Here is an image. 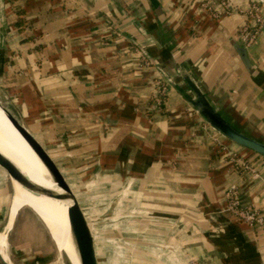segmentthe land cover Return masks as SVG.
<instances>
[{"label":"crops","instance_id":"0c3cea01","mask_svg":"<svg viewBox=\"0 0 264 264\" xmlns=\"http://www.w3.org/2000/svg\"><path fill=\"white\" fill-rule=\"evenodd\" d=\"M158 1L160 10L150 0H0V102L83 210L92 193L123 208L133 264H264V227L227 209L234 186L264 217V157L212 129L173 84L183 88L186 67L228 120L264 142V29L248 46L239 38L252 0H226L229 14L216 0Z\"/></svg>","mask_w":264,"mask_h":264},{"label":"water","instance_id":"95a60500","mask_svg":"<svg viewBox=\"0 0 264 264\" xmlns=\"http://www.w3.org/2000/svg\"><path fill=\"white\" fill-rule=\"evenodd\" d=\"M261 1L264 5V1ZM150 2L157 10L161 9L158 0H150ZM233 45L246 69L252 72L253 65L248 59L246 47L239 45L237 42H233ZM177 73L181 78L183 88L176 85V83H173L172 80H170V82H172L179 89L187 102L212 129L230 141L248 148L264 157L263 141L248 135L230 120H228L213 104L200 83L186 67L180 65L177 69ZM0 111L3 113L9 124L16 130L18 135L28 145L31 151H33L35 156H37V158L44 165L50 178L60 190L58 197L67 202L68 207L66 210V215L69 232L71 240L75 245L77 254L79 255L80 264H99L91 226L89 225L88 219L80 205L77 195L67 182L62 171L57 166L50 154L46 151V149L30 132L24 122L19 117L14 115L9 109H7L1 102ZM0 170L5 172V175L9 178L10 183L11 181H14L34 194L43 195V190L41 188L39 189V187L31 179H29V177H27L23 171L13 162V160H11L2 151H0ZM10 213L11 211L9 212L7 221L11 215ZM39 216L43 220L48 232L50 233L48 223L42 215ZM0 262L1 264H9L1 254ZM63 264L69 263L63 262Z\"/></svg>","mask_w":264,"mask_h":264},{"label":"rangeland","instance_id":"374dc122","mask_svg":"<svg viewBox=\"0 0 264 264\" xmlns=\"http://www.w3.org/2000/svg\"><path fill=\"white\" fill-rule=\"evenodd\" d=\"M254 2L259 7L264 6L261 0H254ZM1 171L0 184L5 185V188H0V192L6 193L7 196L2 198L6 202L0 231L8 222L9 204L13 192L12 183L7 176H4L5 172ZM87 187L90 186L87 185ZM74 193L78 192L74 191ZM108 200L106 196L101 197L100 193H92L88 205L83 206L94 236L99 264H133L136 261V255L133 253L134 250H137L138 242L137 240H130V244L124 242L127 241L124 237H127L128 228V225L123 223L126 212L120 206L114 207V204L107 207ZM111 212H114L115 220L112 219ZM130 213L137 216L136 209H132ZM38 217L41 219L35 209L29 206L21 208L16 215L13 226L8 233V255L11 264H62L47 227L43 220Z\"/></svg>","mask_w":264,"mask_h":264},{"label":"bare ground","instance_id":"6f19581e","mask_svg":"<svg viewBox=\"0 0 264 264\" xmlns=\"http://www.w3.org/2000/svg\"><path fill=\"white\" fill-rule=\"evenodd\" d=\"M264 1V0H263ZM0 151L7 155L38 187L43 195L34 194L18 183L11 181L13 192L9 204L11 215L5 227L0 231V254L11 264L8 255V233L13 226L19 210L32 207L42 215L50 228V238L54 242L58 258L69 264H80L79 255L71 240L66 210L68 204L59 198L60 190L50 178L41 161L35 156L16 130L9 124L0 111Z\"/></svg>","mask_w":264,"mask_h":264},{"label":"built area","instance_id":"2783aa9c","mask_svg":"<svg viewBox=\"0 0 264 264\" xmlns=\"http://www.w3.org/2000/svg\"><path fill=\"white\" fill-rule=\"evenodd\" d=\"M219 1L225 12L229 14L231 12L230 5L226 0H216ZM252 4L248 10L249 22L244 24L239 29V38L245 43L246 46L251 44L257 35L264 29V6L259 7L254 0L251 1ZM230 8V9H229ZM165 87H161L158 91L159 95L163 96L165 93ZM161 101H158L160 105ZM235 166L242 171H252L249 163L243 158H234ZM228 211L233 214L236 218L240 219L249 226L261 225L264 227V217L253 207L243 206L239 200L236 187H230L228 191Z\"/></svg>","mask_w":264,"mask_h":264},{"label":"trees","instance_id":"16d2710c","mask_svg":"<svg viewBox=\"0 0 264 264\" xmlns=\"http://www.w3.org/2000/svg\"><path fill=\"white\" fill-rule=\"evenodd\" d=\"M24 21H22V18L19 17L18 20H17V26H21L23 25Z\"/></svg>","mask_w":264,"mask_h":264}]
</instances>
